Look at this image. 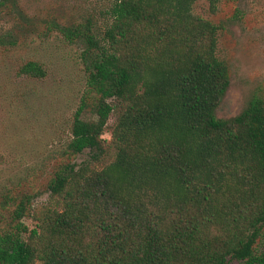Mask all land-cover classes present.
Segmentation results:
<instances>
[{
	"label": "trees",
	"instance_id": "trees-1",
	"mask_svg": "<svg viewBox=\"0 0 264 264\" xmlns=\"http://www.w3.org/2000/svg\"><path fill=\"white\" fill-rule=\"evenodd\" d=\"M196 1L108 0L101 26L50 22L82 45L98 98L92 117L84 98L75 109L46 197L25 195L0 231V264H264V101L216 116L229 85L221 26ZM6 14L30 22L19 0H0ZM17 41L0 33V46ZM17 72L47 70L27 59Z\"/></svg>",
	"mask_w": 264,
	"mask_h": 264
},
{
	"label": "rangeland",
	"instance_id": "rangeland-1",
	"mask_svg": "<svg viewBox=\"0 0 264 264\" xmlns=\"http://www.w3.org/2000/svg\"><path fill=\"white\" fill-rule=\"evenodd\" d=\"M107 2L19 0L30 22L20 28L9 14L0 19V33L13 28L18 36L15 46H0V231L14 225L15 206L25 195L34 194L35 203L46 197L54 170L65 160L60 150L82 98L84 117L94 116L98 94L86 87L82 45L68 42L50 22L69 26L92 17L101 26L99 10ZM192 10L221 26L216 50L227 64L229 85L216 116L231 117L252 98L264 101V0H222L215 11L206 0H197ZM27 59L42 62L46 76L19 75L17 68ZM113 121L114 114L108 124ZM261 251L264 235L257 246Z\"/></svg>",
	"mask_w": 264,
	"mask_h": 264
}]
</instances>
